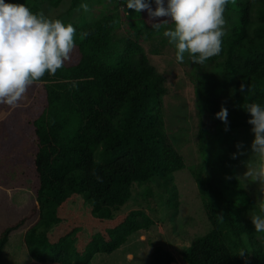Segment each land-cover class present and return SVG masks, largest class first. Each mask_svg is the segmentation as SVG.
Wrapping results in <instances>:
<instances>
[{
    "label": "trees",
    "instance_id": "obj_1",
    "mask_svg": "<svg viewBox=\"0 0 264 264\" xmlns=\"http://www.w3.org/2000/svg\"><path fill=\"white\" fill-rule=\"evenodd\" d=\"M59 2L51 0L53 5ZM122 2L126 10L141 16V12L128 9L125 0ZM225 13L230 23L222 50L208 61L219 65L224 80L232 81V89L221 96L215 93V82L209 91L196 87V94L204 99L208 116L220 132L231 134L237 128L252 126L247 123L251 116L245 104L255 102L264 107V0H235V4L227 5ZM120 21L119 12L84 24L62 21L76 29L75 48L63 68L54 76L45 74L40 81L45 104L31 121L37 142L33 164L38 216L27 226L20 212L10 211L18 218L8 221L0 231V259L10 233L26 228L24 241L32 260L92 264L95 254L111 253L130 234L147 228L153 220L142 210H130L78 249L74 229L55 241L47 234L50 226L62 220L64 202L72 194H82L91 204L94 217L110 218L112 211L129 198L134 183L142 185L156 176H170L186 166L165 128V78L148 62L139 41L149 37L151 23L138 18L133 35L115 36ZM84 32L89 34L81 40ZM241 83L245 85L244 92L240 90ZM222 106L228 112L227 131L224 122L215 116ZM204 130L200 122L199 140ZM202 147L204 143L200 142ZM220 154L213 162L205 160V164L191 168L211 228L191 240L182 252L184 261L264 264V233L255 232L251 221L253 215L264 213L236 175L235 159L229 152ZM243 236L249 238L250 255ZM241 250L246 252V258L238 255ZM172 260L169 249L153 246L150 264H171Z\"/></svg>",
    "mask_w": 264,
    "mask_h": 264
},
{
    "label": "rangeland",
    "instance_id": "obj_2",
    "mask_svg": "<svg viewBox=\"0 0 264 264\" xmlns=\"http://www.w3.org/2000/svg\"><path fill=\"white\" fill-rule=\"evenodd\" d=\"M12 3L25 4L33 13L39 10L51 19H69L82 24L110 12H119L121 21L114 31L115 36L133 35L132 31L138 28H135L138 18H144L149 23L147 11H141V16L134 15L124 8L122 0H60L57 5H53L51 0H12ZM84 3L89 5L90 12L86 13L80 8ZM152 7L155 9V4ZM225 19V30L228 31L230 22ZM167 27L173 28L174 25L170 23ZM164 30L161 29L159 33L153 30L148 38H140L139 41L148 62L165 78V128L184 156L186 166L170 176H156L142 185L134 183L129 198L112 211L110 218L101 220L94 217L91 204L82 194H72L64 202L60 210L62 220L50 226L47 234L55 241L60 235L74 229L78 249H82L93 234L113 226L130 210H142L153 220L147 228L130 234L111 253L95 254L92 264H150L152 248L157 244L172 252L171 264H186L182 252L187 250L195 236L211 228L191 168L205 164V160L213 162L221 150L220 155L227 152L231 156L237 154L235 173L258 207L259 199L264 198L258 182L242 178L247 167L256 163L251 151L253 126L237 128L231 134L220 132L217 123L208 116L204 99L196 94V87L201 86L204 91H209L211 85L217 82L215 93L224 96L229 93L227 90L231 91L232 81L224 80L223 72L215 61L194 64L185 54L184 62L177 63L175 47L163 35ZM156 49L158 52H155ZM44 104L41 82L29 87L18 107L0 104V231L8 221L18 218L14 212H10L13 210L20 212L19 216L22 215V221H27V226L37 219V173L33 164L37 142L31 121L41 113ZM200 122L205 127L202 140L198 137ZM200 142L204 143L202 149ZM238 144L242 145L240 149L237 148ZM206 165L208 167V163ZM25 229H14L10 233L0 264H57L31 259L24 241ZM243 241L250 255L249 238L243 236Z\"/></svg>",
    "mask_w": 264,
    "mask_h": 264
},
{
    "label": "clouds",
    "instance_id": "obj_3",
    "mask_svg": "<svg viewBox=\"0 0 264 264\" xmlns=\"http://www.w3.org/2000/svg\"><path fill=\"white\" fill-rule=\"evenodd\" d=\"M125 3L137 13L147 11L148 22L155 32L165 29L163 35L174 45L177 63H183L187 54L192 63L202 65L221 52L226 35L224 13L227 5L235 4V0H125ZM80 8L86 13L91 11L86 3ZM170 23L173 28L167 27ZM88 34L81 33L80 39ZM75 35L76 29L70 23L51 19L42 11L33 13L25 4L0 0V104L18 107L29 87L40 82L45 74L54 76L63 68L71 59ZM240 90L245 91L243 83ZM243 107L251 116L247 123L253 126L251 151L256 163L247 167L242 178L258 182L260 192L264 193V107L255 102ZM227 115L223 106L215 114L224 122L226 131ZM241 147L237 145L238 149ZM93 175L102 182L100 176ZM259 201L260 212L264 213V198ZM251 221L255 232L264 233V215H253ZM238 255L246 258L244 250Z\"/></svg>",
    "mask_w": 264,
    "mask_h": 264
}]
</instances>
